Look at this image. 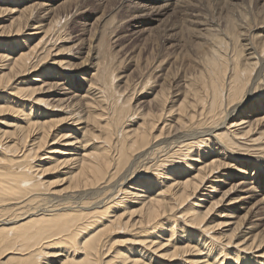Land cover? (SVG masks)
I'll use <instances>...</instances> for the list:
<instances>
[{
    "label": "bare ground",
    "instance_id": "1",
    "mask_svg": "<svg viewBox=\"0 0 264 264\" xmlns=\"http://www.w3.org/2000/svg\"><path fill=\"white\" fill-rule=\"evenodd\" d=\"M4 5L24 18L14 32L0 28V43L5 40L0 44V101L20 116L12 127L11 133L18 134L12 145L0 135V264H52L50 247L69 251L59 264H152L155 259L162 260L159 264H264V114L249 112L264 102V34L257 35L263 39L258 45L251 39L241 44L243 33L199 21L207 47L198 55V75H179L182 100L176 110H165L169 94L162 93L157 111L137 116L121 97L125 88L115 86L110 75L100 76L101 57L85 43L90 38H83L91 28L64 50L48 45L61 6L0 0V11ZM241 11L236 26L244 30L249 21ZM16 34L24 35L21 45L13 43ZM36 35L42 37L26 49ZM10 45L15 47L7 49ZM75 49L74 58L85 56L80 67L69 57ZM86 69L95 71L92 79L76 74ZM26 77H32L30 84L21 87ZM53 89L56 104L38 98ZM46 113L65 115L72 128L37 121ZM161 119L159 133L152 134ZM223 130L227 135H221ZM49 137L70 148L64 168L73 180L64 191L43 189L34 174L37 166L29 161L44 160L47 153L38 152ZM138 179L144 186L126 188ZM231 180L232 186L219 194ZM249 205L231 237L209 226L227 206L234 207L224 212L233 218ZM121 206L130 215L127 221L119 214ZM223 225L228 229L232 222ZM122 227L142 235L133 247L121 242L127 247L123 255L113 251ZM161 228L168 240L157 243L151 236Z\"/></svg>",
    "mask_w": 264,
    "mask_h": 264
},
{
    "label": "rangeland",
    "instance_id": "2",
    "mask_svg": "<svg viewBox=\"0 0 264 264\" xmlns=\"http://www.w3.org/2000/svg\"><path fill=\"white\" fill-rule=\"evenodd\" d=\"M34 1L43 2L52 7L61 6L60 13L58 14L59 16L61 15L60 21L55 28V32L51 36L52 40L49 39L48 45L56 44L57 46H63L61 49L64 48L65 50L67 47L66 43H69L70 40L73 39L71 42L75 41L76 44V40L81 37L79 35L80 32H82L84 28H91V30L88 31L89 34L87 37L83 38H90V40L85 41V43L94 47L95 51L101 57L102 72L100 76H104L107 79L110 75L115 79V86L118 85L121 89L125 88L124 90L120 89L121 91H125L122 92L123 94L121 93V97L124 99V96H126L125 99L127 98L126 100L130 101V107H132L134 111L136 110L137 116L143 113L157 111L161 98L165 97L162 93L169 94V98L165 104V110L170 112L176 110L177 105L182 100V97H180L182 91L181 83H178L180 81L178 80L179 75L180 78L184 75L188 76L192 72H195L198 75V58H201L199 57L202 56L200 54H202L205 50L204 48L207 47L204 36L201 35L203 32H201L202 27L198 23L199 21L208 20L212 25L220 24L221 27L224 26V29L230 30L232 33H243L242 37H239L238 39V42L241 44L244 39H251L250 41L258 45L262 43L263 39L259 38L257 35L264 34V0ZM62 7H65V9H62ZM10 8H12L11 5H4L1 7L0 28L6 27L8 30L14 32L18 29L16 22L18 19H22L21 17L24 18V16H21L20 12L9 11ZM76 8L78 10H76ZM239 8L242 9L241 13L248 16L247 18L249 22L248 25L243 27L245 28L244 30H240L236 26V23H240ZM69 9L73 11L63 13ZM236 10L238 11L236 12ZM20 21L21 20H19L18 23H20ZM13 24L16 26H12ZM7 29L4 30L6 31ZM34 32L35 31H30V34L32 35ZM198 32L199 34H197ZM24 35L21 36L16 34V36H12L11 38L19 37L18 40L15 38L16 41L13 43L21 45L24 40ZM41 37V35L32 37L30 42L26 43L24 46L27 47L26 49L31 45L35 46V43L39 41ZM200 39L204 42H201ZM4 41L5 40H2V43ZM5 47L6 46H4V49ZM14 47L13 45H10L7 49H12ZM78 50L79 49H75L73 53H69L71 62L75 64L76 67H80L84 62L83 59H85V56L83 57L79 54H77V56L80 59L74 58V53L78 52ZM157 67L158 70H155ZM86 70L79 73L77 72L76 74H78L79 77L83 76V78H87V80L90 78L92 79L95 71ZM157 71H160V73ZM155 72L158 74L156 75ZM156 76L158 77L155 78ZM28 78L31 80L32 77L24 78L23 80H25L27 84L26 86L21 85V87H27L30 84L28 83ZM96 78L97 77H95V79ZM106 79L104 78L102 81L105 90L106 87L104 82H106ZM76 86L80 87L82 84L77 81ZM259 97V99H261L263 96L259 94ZM38 98L44 100L48 99L52 102V105L56 104L55 89L51 90L48 94L38 95ZM261 104V107H255L249 112L254 113L256 111H261V113L255 114L254 116L259 117L263 115L264 102H261ZM8 106H10L9 102L5 103L0 101V107H5V109L0 110V135L10 141L8 143L10 146L13 144V140L17 139L18 134L13 135L11 132L14 131L12 127L17 123L20 116L14 113V111ZM171 117L173 119L176 118L174 112ZM171 117L167 118L170 122ZM41 118L43 119L37 121H47L50 123L58 122L60 127L72 128V126H68L71 122H66V116L61 113H46V115ZM135 118L137 117L135 116ZM133 120L136 121L135 123L138 122L137 119ZM162 120L163 119L155 125V130L152 134L155 135L159 133V128L162 126L160 124ZM225 131L226 130L221 131L222 136L227 135V132ZM52 139V137H49L48 145L38 152V154L47 153L46 157L42 158L44 159L43 161H40V159H36L35 157L30 158L29 161H33L32 165L37 166L34 169V174L37 175L40 183H42L43 189L46 188L45 190L49 191L50 189L64 191L73 180L71 179V171L64 168L65 162L68 160L67 154H69L65 152L70 148L63 145L65 141L61 142V140H59L57 143L56 139L51 141ZM73 149L74 148H72V150ZM80 151L81 150H79V153ZM58 152H60V154ZM78 154L73 155L79 157ZM218 158L219 157L216 154L212 156V159L217 160ZM201 161L204 160L202 159ZM251 172L253 173V171ZM260 174H264L263 169ZM232 184L233 181L231 180L221 186L222 188L219 190V194L227 191ZM133 185H140L139 189L144 186V184H142V179H138L135 182H130L126 188H129L130 186L134 187ZM218 198L219 196L217 199ZM250 206L251 205L245 206V211L232 215L233 218L225 215V213H230L234 208L233 206H227L225 210L219 211L222 216H217L216 218L209 220L211 222L209 226L211 228H219L222 230L221 232L226 234V236L231 237L234 234L236 224L242 217L246 216V211ZM125 209L126 207H122L121 213L119 214H125L123 219H126L127 221L130 215H128L129 213L123 212ZM260 212H262V210ZM211 217L212 216H210V218ZM228 219L231 220L232 225L227 229L224 227L223 222ZM163 230L164 228L159 229V235H152L151 239H156L157 243H160L162 240L163 242H166L168 239L165 236V233H163ZM175 238H177V235ZM114 240L119 244L113 249L114 253L121 251V255H123L125 254L127 247H121V242H123L124 245L133 247L134 240H142V235L139 234L138 230L122 227L121 235L114 237ZM183 245L184 244H176V246L180 248H182ZM172 248L173 243L170 247V254L175 252ZM46 252L50 255L49 257L51 258L48 260L52 264H59L65 259V255H68L69 253L66 247H50ZM263 253L264 251L261 252V254ZM154 261L155 262L152 264H159L162 260H158V263H156L157 259ZM45 262L47 261L45 260Z\"/></svg>",
    "mask_w": 264,
    "mask_h": 264
}]
</instances>
